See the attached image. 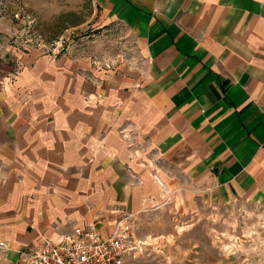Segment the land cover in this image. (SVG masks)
<instances>
[{
    "label": "crops",
    "instance_id": "obj_1",
    "mask_svg": "<svg viewBox=\"0 0 264 264\" xmlns=\"http://www.w3.org/2000/svg\"><path fill=\"white\" fill-rule=\"evenodd\" d=\"M93 1L133 31L142 75L94 88L49 63L0 85V264L113 234L181 173L264 203V0Z\"/></svg>",
    "mask_w": 264,
    "mask_h": 264
},
{
    "label": "rangeland",
    "instance_id": "obj_2",
    "mask_svg": "<svg viewBox=\"0 0 264 264\" xmlns=\"http://www.w3.org/2000/svg\"><path fill=\"white\" fill-rule=\"evenodd\" d=\"M140 50L133 31L93 0H0L1 86L27 67L51 63L87 69L85 83L101 87L110 76H141ZM180 180L122 222L129 228L123 264H264V203L223 198L184 173Z\"/></svg>",
    "mask_w": 264,
    "mask_h": 264
},
{
    "label": "built area",
    "instance_id": "obj_3",
    "mask_svg": "<svg viewBox=\"0 0 264 264\" xmlns=\"http://www.w3.org/2000/svg\"><path fill=\"white\" fill-rule=\"evenodd\" d=\"M128 232L119 223L113 234L100 237L89 226L76 230L73 237L44 240L37 249L22 251L18 264H123L129 252ZM5 248L0 242V250Z\"/></svg>",
    "mask_w": 264,
    "mask_h": 264
}]
</instances>
